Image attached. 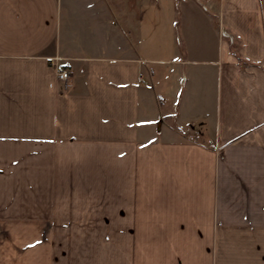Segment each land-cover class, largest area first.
Wrapping results in <instances>:
<instances>
[{
	"label": "crops",
	"instance_id": "crops-1",
	"mask_svg": "<svg viewBox=\"0 0 264 264\" xmlns=\"http://www.w3.org/2000/svg\"><path fill=\"white\" fill-rule=\"evenodd\" d=\"M0 264H264V0H0Z\"/></svg>",
	"mask_w": 264,
	"mask_h": 264
},
{
	"label": "built area",
	"instance_id": "built-area-1",
	"mask_svg": "<svg viewBox=\"0 0 264 264\" xmlns=\"http://www.w3.org/2000/svg\"><path fill=\"white\" fill-rule=\"evenodd\" d=\"M57 59L55 58V59H52L51 60V63L52 64H55L54 62L56 61ZM56 75H57V78L58 79H60V80H62V81H66L67 80V77H68V75H69V71H68V69H66V68H57V72H56Z\"/></svg>",
	"mask_w": 264,
	"mask_h": 264
},
{
	"label": "rangeland",
	"instance_id": "rangeland-1",
	"mask_svg": "<svg viewBox=\"0 0 264 264\" xmlns=\"http://www.w3.org/2000/svg\"><path fill=\"white\" fill-rule=\"evenodd\" d=\"M156 5H144V9L147 11V14H150V9L155 8Z\"/></svg>",
	"mask_w": 264,
	"mask_h": 264
},
{
	"label": "water",
	"instance_id": "water-1",
	"mask_svg": "<svg viewBox=\"0 0 264 264\" xmlns=\"http://www.w3.org/2000/svg\"><path fill=\"white\" fill-rule=\"evenodd\" d=\"M160 122H161V119H159V120L157 121V128L159 127Z\"/></svg>",
	"mask_w": 264,
	"mask_h": 264
}]
</instances>
